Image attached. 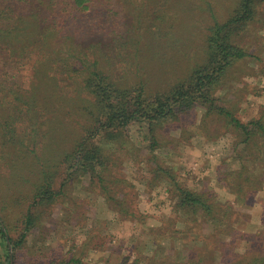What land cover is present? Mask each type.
Returning a JSON list of instances; mask_svg holds the SVG:
<instances>
[{"label":"rangeland","instance_id":"rangeland-1","mask_svg":"<svg viewBox=\"0 0 264 264\" xmlns=\"http://www.w3.org/2000/svg\"><path fill=\"white\" fill-rule=\"evenodd\" d=\"M237 3L90 0V11H77L75 17L59 15L60 40L85 50L93 47L99 56H91V61L100 60V66L123 85L148 84L153 79L152 88H164L188 72V63L200 61L208 27L215 18L227 19ZM258 11L241 36L249 57L230 70L216 93L219 103L232 108L243 122L264 110V3ZM32 14L43 19L49 10L36 9L34 0H0V26L16 15ZM37 27L30 50L32 43L37 46L41 38L36 37L45 24L38 22ZM171 33L179 39V50L170 48L165 55L163 48L169 46L165 42ZM20 36L9 45L0 43V89L10 92L12 101L0 106V118L21 132L9 145L11 155L0 144V223L7 238V243L0 241V262L6 260V245L10 264H77L71 259L79 264H193L195 260L184 258L203 243L214 248L202 253L208 261L196 264H234L238 255H250L254 249L258 256L264 254V151L258 154L250 149L259 163L253 164V172H241L242 164L251 163L247 152L243 158L238 154L237 133L222 117H203L204 110L196 108L184 117L182 131L178 123L158 128L156 145L148 126L140 122L114 139L103 132L98 144L111 168L103 183L88 171L67 169L71 161L64 170L66 156L95 129L86 110L92 100L85 91H77L68 77L55 71L44 73V67L21 53L27 39ZM8 48L14 53L11 56ZM165 65L171 69L159 77L157 70ZM8 158L12 164L16 161L15 172H3ZM157 166L172 172L181 186L210 194L218 204L215 220L177 212V199L170 192L174 185L157 173ZM44 169L55 177L57 197L52 204L47 199L42 202L41 215L30 226L26 243L13 250L9 239L22 235L33 184ZM247 175H251L250 183L243 180ZM229 229L235 235L228 237Z\"/></svg>","mask_w":264,"mask_h":264},{"label":"trees","instance_id":"trees-1","mask_svg":"<svg viewBox=\"0 0 264 264\" xmlns=\"http://www.w3.org/2000/svg\"><path fill=\"white\" fill-rule=\"evenodd\" d=\"M34 1L36 9L44 8L49 10V14L43 19H38L35 14L27 16L16 15V19H11L10 23L6 22V25L0 26V43L4 42L9 45L12 38L22 35V39H27L28 43L25 41V44L22 45L21 53H26V55L32 57L35 65L41 66V68L44 67L46 69L44 73L55 71L58 75L68 77V80L76 84L77 91H85L91 97L92 104L90 107H86V110L91 114L95 129L90 134L82 137L75 146L73 153L66 156L62 164L64 170L66 169L65 164L71 161L67 165V169L74 166L80 171H88L93 178L103 183V180L111 171V168L109 169L110 160L108 161L107 155L104 154L101 148L102 145L98 144L103 132H107L114 139L120 136L129 125L140 122L148 126L153 138V145H156L158 139L155 133L158 128H163L169 124L173 126V123H178L181 125L180 131H182L184 129L181 128L184 123V117L189 115L192 110L202 108L204 110L203 117L216 114L222 117L224 123L232 127L237 133L238 142L236 144L241 146L238 154L243 158L245 155L242 154L247 152L249 158L247 161L252 165L250 168V165L242 164L240 171L253 172V164L259 162L256 161L257 158L254 153L249 150L255 149V153L258 154L264 151V110L256 117L243 122L235 116L232 108H226L219 103L220 98L216 96V93L218 88L223 86L230 70L249 57V52L241 44V36L245 34L251 23L255 21V17L258 15V10L264 0H238L237 6L227 19L219 21L215 18L212 25L208 27L205 50L200 61L194 62V65H191L193 64L192 62L188 63V72L184 76L177 78L175 82L168 83L164 88H152L153 79L148 84L139 82V84L123 85L117 79L114 80L104 67L100 66V60L93 58L95 60L91 61V56H99V52L93 47L90 50H85L73 46L69 41L62 42L60 40L63 39V36L61 37L60 34L62 27H60L59 15L75 17L77 11H90V0ZM41 11L42 9L38 12L41 13ZM169 14L172 15V13ZM49 16L51 20H48ZM164 16L166 15L164 14ZM38 22L44 23L45 29L42 34L39 33L36 37L37 39L41 38L37 42V46L32 43L34 49L30 50L29 43L33 37L32 35L38 32ZM170 28H172L171 25ZM176 28L178 29V26ZM65 37L68 38V36ZM178 41L179 39H176L171 33L165 42L169 46L163 48L164 54L168 55L167 53H171L170 48L178 51ZM58 46L60 47L59 50ZM9 48L7 50L9 54L7 53V55L11 56L14 53ZM150 55L153 59V54L150 53ZM178 59L179 56L177 61ZM163 66L161 62V67ZM166 66L164 70H161L159 66L157 70L159 77H164V75L169 73L171 66H169V69ZM10 89L12 90V88ZM10 94L6 89H0L1 107L12 104L9 99ZM91 100L89 101L91 102ZM2 118H0V144L4 152L11 155L12 152L9 150V145L11 142L14 143L15 136L21 132H19V129L16 131L17 129L11 126L8 119ZM1 158L5 160V154H2ZM10 158L4 161L3 172L12 173L16 171V161L12 164L11 161H8ZM156 171L158 174L168 177V180L174 185L170 192L177 199V212L185 211V214L192 213L196 216L209 217V219L215 220L216 205L218 204L212 201L210 194L181 186L175 181L173 174H171L172 172H168L161 166H157ZM43 172L42 178L36 184H33L35 185V192L31 197L32 205L25 216L22 235L15 239H9L13 250L26 243L27 236L30 234V226L37 224V220L41 215L42 209L40 207H42V202L47 199L52 204L57 197L53 180L55 177H51L50 173L46 172V169ZM7 176H11V174L7 173ZM243 176L244 173H242ZM19 179L27 181L21 177ZM114 180L118 183L121 182L118 178H114ZM243 180L250 183L252 180L251 175H247ZM104 189L108 190V187L104 186ZM113 194L115 195V193ZM5 204H8V202L5 201ZM6 230L8 229L6 228ZM229 231L227 233L228 237L235 235L233 234L235 233L233 229H229ZM5 232L0 223V241L7 243ZM229 239L231 241L233 238ZM210 248H214V245L211 244L210 246L208 243H203V246H196L193 251L187 252L188 257H185L184 260L188 259L189 262H192L193 259L195 260L193 264L208 261L205 256H202V253ZM186 250L188 251V249ZM5 253L6 260L1 261L0 264H10L7 245L5 246ZM258 253L254 249L250 255H245L241 258L239 257L241 255H238V259L234 264H264V254L258 256ZM69 262L79 264L75 259H71Z\"/></svg>","mask_w":264,"mask_h":264}]
</instances>
